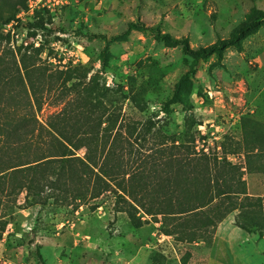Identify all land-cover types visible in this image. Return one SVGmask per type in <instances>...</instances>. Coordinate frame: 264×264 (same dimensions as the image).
Returning <instances> with one entry per match:
<instances>
[{
    "label": "rangeland",
    "instance_id": "rangeland-1",
    "mask_svg": "<svg viewBox=\"0 0 264 264\" xmlns=\"http://www.w3.org/2000/svg\"><path fill=\"white\" fill-rule=\"evenodd\" d=\"M256 15L264 17V0H64L51 15L36 13L42 26L22 20L19 33L37 34L45 82L85 84L122 125L135 127L132 138L144 153L165 148L166 157L139 162L146 206L166 172L175 174L173 210L203 201L193 162L168 158L172 144L229 162L236 172L217 185L208 175L207 195L221 193L203 208L215 221L205 229L195 218L147 215L136 205L134 226L117 211L123 203L112 189L83 199L62 189H0V264H264V19L220 54L197 59L182 44L194 50L228 38ZM156 31L166 37L156 39ZM22 51L12 50L17 66ZM58 89L42 101L40 121L71 94ZM69 150L83 157L82 147ZM125 162L120 170L136 167ZM112 179L114 187L120 177ZM214 205L227 213L217 219Z\"/></svg>",
    "mask_w": 264,
    "mask_h": 264
},
{
    "label": "trees",
    "instance_id": "trees-1",
    "mask_svg": "<svg viewBox=\"0 0 264 264\" xmlns=\"http://www.w3.org/2000/svg\"><path fill=\"white\" fill-rule=\"evenodd\" d=\"M25 3L26 0H0V156L4 159L0 167V189L9 188L13 192L25 190L34 195H38L44 188L62 189L82 199L96 198L112 189L123 203L122 209L117 211H124L131 221H135L134 226L140 220L134 213L136 205L147 215H184L195 218L198 228L213 227L214 219L205 214L203 208L221 192L217 190L215 195H207L208 175L213 174L217 185L223 175L228 174L227 177L231 178L228 172L235 173L236 167L224 160L218 161L216 157L196 154L193 150L186 149L183 152V148H186L183 143L172 144L168 158L184 156L193 162L192 179L201 177L203 201L199 205L173 210V193L169 186L175 174L170 179L166 172L162 178L163 184L156 186L160 193L149 195L151 206H146L142 201L145 183H139L142 175L137 172L139 162L144 157L151 158L152 162L163 157L165 148L159 144L151 153H144L143 145L138 144L136 137L132 138L135 127L127 123L122 125L120 115L109 112L100 99L91 96L90 89L85 84L73 83L66 87L45 82V76H48L45 65L37 62L41 50L39 45L31 47L29 44L23 48L19 45L16 51H23L19 55V66L15 65L8 37L2 33L1 27ZM37 12L32 21L27 23L28 26H42V17L36 16ZM43 12L50 15L47 11ZM262 19L264 17L261 15L252 16L237 26L230 37L194 50L189 49L185 41H182L184 50L197 59L220 54L227 46L237 45L244 33ZM31 32L28 31V34H32ZM155 37L160 39L166 35L156 31ZM8 55L12 57L9 65L4 61V57ZM57 86L62 95L71 94L65 100L58 98L55 101L59 105L58 109L48 114L44 121H40L36 113L47 93ZM4 90L7 91L6 97L3 96ZM123 126L124 131L121 130ZM72 147H82L83 157L70 153L69 148ZM173 148L181 153H171ZM125 159L136 167L130 170L128 165L129 169L120 170L127 165ZM114 160L115 166L110 164ZM176 161L179 170L183 164L180 159ZM117 177L120 180L112 187L109 182ZM214 207L213 212L217 219L222 218L228 211L220 210L217 205Z\"/></svg>",
    "mask_w": 264,
    "mask_h": 264
},
{
    "label": "built area",
    "instance_id": "built-area-1",
    "mask_svg": "<svg viewBox=\"0 0 264 264\" xmlns=\"http://www.w3.org/2000/svg\"><path fill=\"white\" fill-rule=\"evenodd\" d=\"M64 0H26L24 7L20 8L15 15L4 23L1 27L2 33L8 37L9 47L16 52L19 45L25 47L29 40L30 46L37 47V34H28V31H18L22 28L20 23L22 20L31 22L36 11H47L50 15L55 13L57 8H60ZM30 31V29H29Z\"/></svg>",
    "mask_w": 264,
    "mask_h": 264
}]
</instances>
